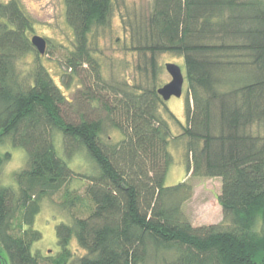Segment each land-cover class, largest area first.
I'll use <instances>...</instances> for the list:
<instances>
[{
	"label": "trees",
	"instance_id": "obj_1",
	"mask_svg": "<svg viewBox=\"0 0 264 264\" xmlns=\"http://www.w3.org/2000/svg\"><path fill=\"white\" fill-rule=\"evenodd\" d=\"M64 3L74 33L65 65L79 77L90 69L75 99L42 64L18 1L0 0V145L26 155L16 186L0 185V264H264V135L250 130L264 121V0H152L134 46L152 83L137 87L105 82L90 52L89 34L108 22L112 0ZM161 52L183 58L185 124L157 93ZM27 54L32 67L21 73ZM182 138L187 174L221 179L218 223L194 226L183 210L192 184H165L170 144ZM81 150L95 163L81 175L83 194L67 187L68 161ZM10 156L0 152V166ZM59 191L61 207L86 215L56 225V255L33 253L35 216ZM72 238L85 251L74 260Z\"/></svg>",
	"mask_w": 264,
	"mask_h": 264
},
{
	"label": "rangeland",
	"instance_id": "obj_2",
	"mask_svg": "<svg viewBox=\"0 0 264 264\" xmlns=\"http://www.w3.org/2000/svg\"><path fill=\"white\" fill-rule=\"evenodd\" d=\"M7 2L8 0H1ZM21 9L28 16L31 22L29 37L38 34L46 39V51L39 56L42 64L49 71L53 81L62 92L68 97L75 99L76 92L82 89L79 78L82 76L85 83H89L88 74L90 69L84 65L80 77L65 65V57L73 50L74 33L66 21L64 0H17ZM152 0H112V11L108 22L103 26L96 27L88 37L90 52L99 64L102 79L110 84L126 85L129 87L147 86L151 82V69L149 65L143 64L142 55L135 50L137 29L145 22L151 11ZM33 55L27 54L17 62L18 70L26 73L32 67ZM172 62L179 65L184 75L182 93L179 97L171 96L165 101L169 110L175 115L181 124H185V100H186V79L184 74L183 58L170 53L161 52L156 55L158 87L167 83L171 77L165 69V63ZM78 74V75H79ZM161 114L169 120L173 135L181 132L179 125L169 119L167 112L161 108ZM254 134L264 135V121L253 125L250 128ZM107 133L113 140L120 138V133L115 129H108ZM61 135L54 138L56 147L61 150ZM5 144H8L5 143ZM4 144V145H5ZM185 138L171 142L169 151L173 161L169 166L165 184L173 185L187 180L193 186L192 196L183 204V210L190 222L195 226L199 222H215L221 216V210L211 206L217 203L216 195L221 186L220 177L201 178L187 174V163L184 156ZM12 146V145H11ZM14 149H21L19 157L20 167L9 172L10 159L0 166V185L16 186L13 172L24 166L26 155L21 147L12 146ZM60 156L62 153L58 152ZM69 167L74 171L73 176L67 183L70 190L83 194L84 187L88 180L81 175L92 174L95 171V163L84 151H78L68 161ZM62 191H59L51 198H44L41 202L39 213L35 216L33 227L41 233V238L31 246L33 253L38 252L44 256L56 255L59 251L56 237V225L60 222L70 223L74 216H85L84 207L66 209L59 204ZM216 207V206H215ZM72 212V213H71ZM70 249L74 256H81L85 251L78 247L76 239L70 241ZM6 256L4 250L1 251Z\"/></svg>",
	"mask_w": 264,
	"mask_h": 264
},
{
	"label": "water",
	"instance_id": "obj_3",
	"mask_svg": "<svg viewBox=\"0 0 264 264\" xmlns=\"http://www.w3.org/2000/svg\"><path fill=\"white\" fill-rule=\"evenodd\" d=\"M29 40L40 55L45 53L47 42L44 37L38 34H32ZM165 69L169 73L171 79L157 88V93L163 101L168 100L171 96L179 97L182 93L184 82V75L179 65L167 62L165 63Z\"/></svg>",
	"mask_w": 264,
	"mask_h": 264
},
{
	"label": "clouds",
	"instance_id": "obj_4",
	"mask_svg": "<svg viewBox=\"0 0 264 264\" xmlns=\"http://www.w3.org/2000/svg\"><path fill=\"white\" fill-rule=\"evenodd\" d=\"M0 152L12 153L13 159L8 165V171L11 172L13 169L20 167L19 157L22 155L21 149H14L10 143L0 145Z\"/></svg>",
	"mask_w": 264,
	"mask_h": 264
},
{
	"label": "crops",
	"instance_id": "obj_5",
	"mask_svg": "<svg viewBox=\"0 0 264 264\" xmlns=\"http://www.w3.org/2000/svg\"><path fill=\"white\" fill-rule=\"evenodd\" d=\"M220 192V189H219V191L217 192V194ZM217 200V199H216ZM211 206L212 207H214V208H216V211H218V208L221 210V206L219 205V203L217 204V203H211ZM216 206V207H215ZM221 219H222V216H221V218L218 220V221H215V222H199V223H196L195 224V226H198V225H202V224H211V223H218V222H220L221 221Z\"/></svg>",
	"mask_w": 264,
	"mask_h": 264
}]
</instances>
